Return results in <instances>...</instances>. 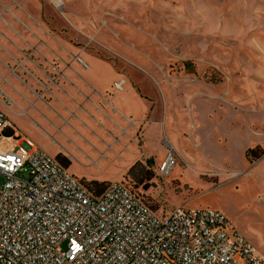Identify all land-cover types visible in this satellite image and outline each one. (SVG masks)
<instances>
[{
    "label": "rangeland",
    "instance_id": "obj_1",
    "mask_svg": "<svg viewBox=\"0 0 264 264\" xmlns=\"http://www.w3.org/2000/svg\"><path fill=\"white\" fill-rule=\"evenodd\" d=\"M19 1L37 20L43 9L57 20L66 16L85 33L86 40L75 43L108 61L124 87L138 86L136 93L152 103L153 120L166 115L165 129L149 132L136 148L152 172L151 184L136 185L131 175L121 181L157 214L177 206L221 213L230 233L253 245L264 264V151L245 156L234 141L238 132L255 136L264 130V0H61L60 9L50 0ZM3 93L7 126L0 149H16V132L54 156L49 130L33 123L34 98L26 95L19 108ZM167 153L175 163L162 176L157 167ZM87 155L73 154L67 171L77 178L104 171L119 181L117 162L95 164L96 154Z\"/></svg>",
    "mask_w": 264,
    "mask_h": 264
},
{
    "label": "built area",
    "instance_id": "obj_2",
    "mask_svg": "<svg viewBox=\"0 0 264 264\" xmlns=\"http://www.w3.org/2000/svg\"><path fill=\"white\" fill-rule=\"evenodd\" d=\"M6 126L0 109V137ZM13 135L16 149H0V264H263L221 213L157 214L121 180L94 194L55 156ZM174 163L167 153L158 173Z\"/></svg>",
    "mask_w": 264,
    "mask_h": 264
},
{
    "label": "crops",
    "instance_id": "obj_3",
    "mask_svg": "<svg viewBox=\"0 0 264 264\" xmlns=\"http://www.w3.org/2000/svg\"><path fill=\"white\" fill-rule=\"evenodd\" d=\"M16 8L25 16L12 12ZM65 17L57 20L43 9L37 20L22 8V1L0 0V27L5 29H0V90L19 108L28 100L26 95L34 98L36 107L29 102L36 112L33 123L49 130L57 144L54 156L63 154L70 165L73 154L89 158L88 151L94 152L95 164L117 162L122 167L120 181L132 164H145L136 148L151 136L149 132L165 129L166 115L165 120H153L152 103L140 97L141 92L136 93L138 86L132 82L124 87L126 83L120 78L119 88H115L114 83L120 81L115 79L118 71L75 43L76 39L86 40L85 33L73 28ZM67 27L75 32H68ZM257 132L255 136L238 132L234 141L243 152L253 146L264 151V130ZM114 176L103 171L82 175L81 179L111 182Z\"/></svg>",
    "mask_w": 264,
    "mask_h": 264
},
{
    "label": "trees",
    "instance_id": "obj_4",
    "mask_svg": "<svg viewBox=\"0 0 264 264\" xmlns=\"http://www.w3.org/2000/svg\"><path fill=\"white\" fill-rule=\"evenodd\" d=\"M257 149H260V153H263V150L259 148L258 146L249 147L245 150V156H248L251 152L256 151ZM55 158L65 167H68L70 161L66 156H64L61 153H57L55 155ZM131 175L133 179L135 180L136 185H141L143 188H148V186L151 184L149 183V180L152 178V172L151 170L146 166V164L135 162L132 164L127 171L125 172L124 176ZM83 184L94 194L100 193L105 186L108 184L107 181H100L96 179H89V180H83L81 179Z\"/></svg>",
    "mask_w": 264,
    "mask_h": 264
}]
</instances>
